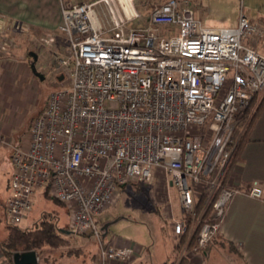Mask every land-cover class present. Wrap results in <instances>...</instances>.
<instances>
[{
    "label": "built area",
    "instance_id": "2783aa9c",
    "mask_svg": "<svg viewBox=\"0 0 264 264\" xmlns=\"http://www.w3.org/2000/svg\"><path fill=\"white\" fill-rule=\"evenodd\" d=\"M142 17L136 0L63 6L58 29L65 45L48 63L62 81L68 74V84L47 97L28 145L8 146V223L20 227L34 196L49 192L71 214L70 233L98 242L94 264L135 255L132 245L105 242L94 217L115 203L121 186L151 182L155 169L179 192L174 236L183 237L188 219H196L202 224L192 254L203 253L240 193L226 177L244 114L264 94V56L243 43L258 33L248 18L234 28H208L189 0H168L150 10L146 27H130ZM3 24L0 19V31ZM203 195L207 201L197 214ZM249 196L262 198L263 190L254 186Z\"/></svg>",
    "mask_w": 264,
    "mask_h": 264
},
{
    "label": "crops",
    "instance_id": "0c3cea01",
    "mask_svg": "<svg viewBox=\"0 0 264 264\" xmlns=\"http://www.w3.org/2000/svg\"><path fill=\"white\" fill-rule=\"evenodd\" d=\"M90 1L92 0H0V19L10 20L11 24L18 23L23 26L25 31L35 36L44 32H57L66 40L58 29L62 21L63 6L69 7L75 3ZM189 1L192 3L196 17L208 28H234L238 26L242 16L248 18L252 24L257 25L258 33L250 36V44L248 43L247 46L252 47L258 54L264 56V0H252L249 7L239 6L240 0H235L234 11L229 21L226 18L223 19L222 7L231 4V0H216L218 4L212 6L209 13L205 6L199 10L194 6L193 1ZM205 13L206 17H201ZM0 33H4V31H0ZM25 46H29L28 43ZM6 47H8V44L3 49H6ZM9 51L11 56H13L12 53H15V57L20 58V60L9 62L10 59L6 60V56L0 55V116L3 114L5 107L9 106L13 97H21V95L25 97L40 85V79L33 74L31 61L27 58L28 50L26 49V58H21L25 50ZM47 62V58L43 59L39 56L37 69L44 76L53 71ZM256 99V103L250 109V112L244 114L247 115L245 116L246 119L240 125L242 129L240 128L237 133L239 144L228 169L226 185L238 187L240 193L227 208L221 232L203 253L192 254V251L183 253V250L177 251L176 244L180 239L174 236L173 224H171L174 238L173 254L177 257L167 264L178 263L183 256H186L185 264H218L216 258H211L210 252L214 246L218 247L220 253L221 251H227V253L236 254V258L240 259L243 264H264V105L259 109L264 94L257 96ZM6 133H8L6 127L0 122V134L5 135ZM29 138L30 133L28 134ZM28 142L27 140L26 146ZM8 143L11 144V141H8ZM8 165L12 169L9 158ZM171 185L173 186L172 182ZM254 186H259L263 190L262 198L249 196V192ZM39 193L45 195V192ZM179 218H181V210ZM189 233L190 236H193L194 230H189ZM7 236L8 233H5V231L0 233V264H14V254L12 261H10L7 252L2 249L1 243L7 239ZM110 243L121 247L132 245L136 250L135 255L129 262L110 264H144L148 260L146 248L138 246L136 243H123L122 240H111ZM61 253L60 250H49L44 258L38 257V261L39 263L40 261L41 263L48 262L46 258L49 255L50 261L54 264H94L97 257V255H94L89 261L86 251L84 256L78 257H61ZM235 262L233 264L240 263L239 261L238 263Z\"/></svg>",
    "mask_w": 264,
    "mask_h": 264
},
{
    "label": "rangeland",
    "instance_id": "374dc122",
    "mask_svg": "<svg viewBox=\"0 0 264 264\" xmlns=\"http://www.w3.org/2000/svg\"><path fill=\"white\" fill-rule=\"evenodd\" d=\"M164 1L168 0H136V7L143 17L130 24V27H146L147 18L150 16V12H147L149 7L153 3ZM191 1L199 10L205 6L208 13L211 11L212 6L218 4L216 0ZM141 2L148 3L143 6ZM231 2L227 7H222L223 19L226 18L227 21H229L234 11L235 0H231ZM251 4L252 0H240V4L238 3L241 7H249ZM105 9L104 6L99 7V11ZM206 13L201 17H206ZM3 23L4 33H0V55L6 56V60L10 59L9 62L20 60V58L15 57V53H12L13 56H11L9 50H25L23 57H21L25 58L27 49L28 52H35L41 58H47L50 61L54 59V54L60 50V45H65L64 37L57 32H44L35 36L29 34L28 31L15 29V25L22 27L18 23H15L12 27L10 20L3 19ZM249 39L250 37L244 40L243 43L249 45ZM23 42L28 43L29 46H25L26 43ZM4 44L5 46L8 44L6 49H3ZM64 75L65 79L63 81L60 80L59 72L56 74L52 71L45 75V80L39 81L40 85L36 90L25 97L23 95L13 97L9 106L5 107L3 114L0 116V122L8 131L3 135L4 142L0 143V233L3 231L7 233L6 226L8 222L4 215V209H6L11 195L10 182L13 166L11 169L8 165V158L11 160L8 141H11L12 145L20 143L26 145L27 140L29 141L28 134L30 133L31 122L44 109L47 97L52 92L67 86L69 76L68 74ZM223 93H225L224 89L222 90ZM107 107L115 109L117 104L108 103ZM171 182V177L166 176L163 171L155 169L153 170L151 182L135 181L119 188L115 203L106 212L94 217L100 228L108 225L104 241L122 240L123 243H136L138 246L146 248L148 260L144 264H167L174 261L177 256L173 254L174 238L171 224H173V219L179 218L180 208L179 192L175 186L171 185ZM44 218L56 221L60 231L70 232L71 214L68 209L55 200L52 195L47 198L44 194L37 193L33 199V210L29 215V219L20 227L26 229V227L39 226ZM69 236L71 235H67V237ZM82 236L71 237V240L76 245L80 244L84 247L90 261L92 256L98 253V242L93 238L88 239ZM218 250V247L214 246L210 252L211 258H216L218 264H233L235 261L237 263L239 261L238 264H243L240 259L236 258V254L227 253V251H221L220 253Z\"/></svg>",
    "mask_w": 264,
    "mask_h": 264
},
{
    "label": "trees",
    "instance_id": "16d2710c",
    "mask_svg": "<svg viewBox=\"0 0 264 264\" xmlns=\"http://www.w3.org/2000/svg\"><path fill=\"white\" fill-rule=\"evenodd\" d=\"M165 2L166 1L160 2V3H153L149 7L147 12H150L151 9H154L155 7ZM141 3L144 6L148 2H141ZM27 58L30 59V61L32 62V58L30 57L29 52L27 54ZM256 100H257L256 98L253 99L250 109L255 105ZM263 103H264V99L259 109H261V107L264 105ZM250 109L247 111V114L248 112H250ZM245 116H244V119H246ZM254 117H256V115H254ZM125 186H121V187H125ZM45 196L47 198L51 197L49 192H45ZM206 201H207V197L204 195L201 198H199V200L196 201L195 212L197 214L201 213V211L203 210V207L205 206ZM210 212H211V209L207 211V216L210 214ZM188 224H189L188 233H189V230H194L193 236H190V233L189 234L186 233L183 237L179 238L180 241L177 242L176 244L177 251L183 250L182 251L183 253L190 252L195 247L198 233H199L202 223L197 224L196 219L194 220L192 218H189ZM6 230L8 233L7 239L3 243H1V245H2V249L5 252H7L10 261H12L13 254L21 253V252H29V251L37 252V256L39 258H44L45 254H47L49 250L50 251H54V250L62 251L61 257H65V256L66 257H78L81 255L83 256L85 255L84 247L80 244L76 245L75 243L72 242L71 237H73L72 236L73 234L70 233L71 236L67 237V234L65 232L59 230L57 222L54 221L53 219L44 218L39 226L30 227L27 229H22L21 227L12 226L9 223H7ZM105 234L106 232L104 231V234H103L104 237H105ZM82 237L88 238V239L93 238L90 235H85ZM96 255L97 257H96L95 262L99 259V253H97ZM47 256L48 257L46 259L48 260V262L44 261V263H41L40 261L39 264H54L53 262L50 261L49 255ZM185 257L186 256H183L181 260H179L178 263L175 262L173 264H185V260H186Z\"/></svg>",
    "mask_w": 264,
    "mask_h": 264
},
{
    "label": "water",
    "instance_id": "95a60500",
    "mask_svg": "<svg viewBox=\"0 0 264 264\" xmlns=\"http://www.w3.org/2000/svg\"><path fill=\"white\" fill-rule=\"evenodd\" d=\"M30 57L32 58L31 69L33 74L41 81H44L45 76L42 73H40L37 69V63L39 60L38 54L35 52H30ZM60 80H62V78H60ZM103 231H105L107 234L108 225L103 227ZM63 232L70 234V232L67 231H63ZM38 263H39L38 256H37V252L35 251L21 252L14 254V264H38Z\"/></svg>",
    "mask_w": 264,
    "mask_h": 264
}]
</instances>
